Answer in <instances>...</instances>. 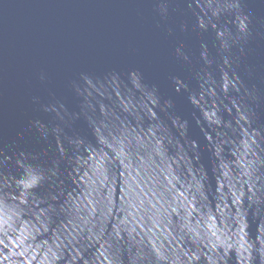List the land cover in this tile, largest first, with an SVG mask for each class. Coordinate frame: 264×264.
Returning a JSON list of instances; mask_svg holds the SVG:
<instances>
[{"label": "water", "instance_id": "1", "mask_svg": "<svg viewBox=\"0 0 264 264\" xmlns=\"http://www.w3.org/2000/svg\"><path fill=\"white\" fill-rule=\"evenodd\" d=\"M161 2L0 0V259L129 264L131 247L153 264H261L264 0H244L251 35L228 68L188 9L215 0H166L167 16ZM28 170L42 179L24 193Z\"/></svg>", "mask_w": 264, "mask_h": 264}, {"label": "clouds", "instance_id": "2", "mask_svg": "<svg viewBox=\"0 0 264 264\" xmlns=\"http://www.w3.org/2000/svg\"><path fill=\"white\" fill-rule=\"evenodd\" d=\"M200 2V0H198ZM206 2L211 3L212 0H206ZM188 9L193 12L194 15H196L197 18V26L200 30L204 31L207 30L208 26L211 25V28L215 31L216 38L220 42V52L224 55L221 56V59L223 61V65L220 67H230V57L227 55L229 53L232 45L238 44L241 40H247V38L251 35V31L249 29L250 24V18L248 14H245L244 12V0H215L214 7L209 8H201L199 11V14L196 13L195 9H191V3L188 4ZM169 10L168 3L166 0L164 2H161L159 5V12L162 16H167ZM224 14H231L234 17L233 20V26L235 28V33L230 31L229 28L225 29L223 24L220 25V27H217V23H214V19L216 22H219L220 17ZM183 30V25L181 26ZM201 53L200 56L204 61L205 66H211L214 61L209 58L208 55V49L207 46L204 44H201ZM242 50V49H241ZM177 56H182L184 61L189 60V56L182 53L180 48L176 49ZM208 73L204 68L200 70L196 74V78H202L204 74ZM132 76H138L136 72H133L131 74ZM42 80L44 79V75L41 74L40 77ZM83 79L87 84H89L91 79L87 76H83ZM236 82L239 84L240 81L236 78ZM235 87V84H234ZM79 91V89H77ZM236 91L239 92V88L236 87ZM247 94V91H246ZM249 98L251 99V94H248ZM241 103L243 105V101L241 100ZM46 111H56L54 107L50 109H45ZM60 114L57 112V116ZM61 120H63V117H60ZM34 127H38L41 133V136L44 138H47L49 135V129L45 127L43 124H41L39 121H36L33 125ZM60 127H54L51 129V132H56ZM42 177L35 173L32 170H28L26 172V175L17 180L16 184L17 186L24 192L27 193L28 190L35 188ZM12 223L9 219H2L0 220V235L7 236L9 231H12ZM0 242H3L0 240ZM16 247H20L22 244V240L14 241ZM6 247L8 245H5ZM28 249L26 247L22 248L20 252H17L15 248H12L7 256H3L2 259H0V264H3L4 260L8 261V264H17L14 257L17 255H27ZM256 252L259 254V258L261 261V264H264V244H262L259 248L256 249ZM0 254H2V249H0ZM128 257H129V264H153L152 258L149 254L144 253L141 250H134L133 248L128 249ZM198 258V257H197ZM254 257H252L253 259ZM156 259H168L163 253L157 252L156 253Z\"/></svg>", "mask_w": 264, "mask_h": 264}]
</instances>
